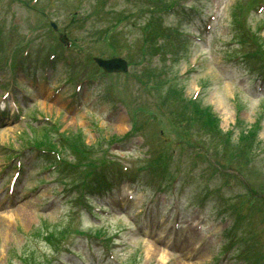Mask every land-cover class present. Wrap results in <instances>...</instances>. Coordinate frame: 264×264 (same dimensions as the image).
Instances as JSON below:
<instances>
[{"label":"rangeland","instance_id":"rangeland-1","mask_svg":"<svg viewBox=\"0 0 264 264\" xmlns=\"http://www.w3.org/2000/svg\"><path fill=\"white\" fill-rule=\"evenodd\" d=\"M21 1L24 4L14 2L9 6L8 0H0V29L7 38L17 33L16 28L13 29L14 33L8 30V23L18 25L25 31L33 25V14L39 22L38 15L26 7L27 2L29 6L33 5L40 10L47 5V0ZM235 1L182 0V10L163 17L164 26L172 35L159 39L157 44L163 47L164 55L173 52V48L175 51L171 56L154 58L151 67L158 70L169 68L178 79L172 82L182 89L183 95L198 99L201 106L210 105L219 117L220 128L224 132L233 130V137L239 130L236 126L237 119L243 120L246 126L259 119V147L255 148L251 163L245 167H239L238 164L235 168L230 166V169L224 170L226 173L222 176L215 174L210 169L211 160L214 161L215 157L211 148L207 150L208 143L211 144L208 138L196 134L195 129H191L189 136H185L180 129L182 125H178L174 132L168 133V130H164V134H168L160 142L170 150L174 148V155L176 148L173 146L181 138L185 143L190 142L198 147L194 150L188 149L187 158L181 157L179 164L185 166L183 173L186 175L172 181L156 176L157 170H144V164L140 161L146 157L147 146L139 137H127L126 141L105 144L109 142L107 139L122 137L129 131V120L122 106L115 103L110 107L99 100L97 95H93L87 96V105L77 111L74 105L68 104L72 98L77 97H68L69 90L52 95L50 89L64 83L65 80L60 83L59 81L67 78L61 62L56 61L57 68L49 83L51 88L36 92L37 95L33 96L36 104L28 106V113L38 119L47 118L55 122L58 132L68 137L80 133L86 144H93L101 150V156L104 150L107 158H115L114 163L118 162L127 169L121 171L119 167V170H113L104 178L102 190L97 191V195L90 200L91 208L98 207L101 210L90 217L82 207L74 206L70 200L74 196L72 193L63 191L64 186L68 185L67 182L58 181L55 173L42 168L46 163L44 157H38L33 150L22 151V143L26 141V137L21 133L28 132L26 121L30 117L27 118L26 115L25 119L21 117L23 120H18L15 116L5 115L4 125L0 127V169L8 166L3 161L8 159L9 154H18L21 156L22 174L13 195H9L4 183L0 182V264H6L8 259H11L12 264H32L33 254L37 256V260L44 259V264H228L223 254L215 258L219 246L224 242L228 246L230 241H236L237 234L246 235L251 229V221L261 216V212L256 210V215L251 218L247 209H244L240 214L243 220L238 222L240 231L235 228L224 232L232 220L228 208L248 202L249 199L248 196L242 197L247 190L245 191L246 188L238 181L235 173L244 175L246 182L253 187H264V101H261L264 97V82L258 80L256 84L257 87L262 85L263 90L255 89L256 82L252 83V79L256 74L252 75L248 66L233 59L236 46L231 41L235 30L230 24V5ZM60 2H63L57 7L60 12L55 14L60 26L67 27L72 38L80 39L79 44L83 41V52L78 56L73 55L76 60L81 62L89 56L111 55L114 49L98 36L99 27L84 19L88 15V11L84 9L86 6L80 8L85 4L84 0ZM131 6L125 5L124 0H109V3H104L103 11L114 16L115 13H120L119 10ZM188 6L192 8L189 9ZM212 10H215V18L211 22V34L207 44L196 43L184 35L181 37V34L173 35V31L179 32L180 25L183 24V33L196 32V35L202 36L203 25H198V21L206 19ZM191 15V20L187 22L185 18H190ZM260 20L264 21V10L256 15L251 12L249 21L252 27L263 25ZM124 31L127 40H139L141 36V31L133 26L126 27ZM260 35L264 40V27ZM115 44L118 47L124 45ZM182 48L186 51L185 57L179 58L177 63L171 62L179 57L177 52L181 53ZM37 58L34 56L38 61ZM32 61L33 66L37 64V61ZM39 64L41 67L42 63ZM29 65L28 61L18 59L11 72L17 73L18 66L26 68ZM141 68L135 67L132 70L131 67L127 72L129 75H117L107 79V82L112 83L114 90L124 92L126 97H135L140 104L154 108L158 104L157 100L139 86L136 89L138 84L134 75H139ZM8 73L10 71H6L5 75H10ZM182 74L184 77H180ZM29 82L27 79L26 83ZM22 106L23 111H27L24 110L25 104ZM170 106L174 107V103H170ZM162 111L168 113L169 108H162ZM164 121L168 122L165 118ZM153 131L159 132L157 124L149 134ZM193 138L197 140H192ZM154 145H159V141ZM200 148L202 151L198 153ZM205 149L211 154H205ZM183 153L186 154L184 151ZM191 158L198 163L196 168L191 164ZM173 162L174 160L170 161L167 167L171 176L180 168L177 169V164ZM134 164L139 165L133 169ZM138 167L143 170H137ZM10 172L9 169V175ZM81 190L89 197L87 188L79 186L77 192ZM118 193L128 201L126 205L119 206L116 196ZM129 195L131 200L127 198ZM153 222L158 226L155 227ZM258 229L260 234L257 241L261 245L260 251L264 252V222ZM78 230L91 237L79 236L81 234L76 233ZM63 231L65 234L60 237L58 233ZM51 232L54 233L51 239L53 244L41 237ZM96 240L100 241L97 246ZM105 244L111 250L108 256H105ZM188 253L190 258L187 257ZM21 258L25 262H21Z\"/></svg>","mask_w":264,"mask_h":264},{"label":"trees","instance_id":"trees-1","mask_svg":"<svg viewBox=\"0 0 264 264\" xmlns=\"http://www.w3.org/2000/svg\"><path fill=\"white\" fill-rule=\"evenodd\" d=\"M203 113H204L203 117L206 119V124H208V126L211 127V128H216L217 127V121H218L217 118L209 111H205ZM251 134H252V132H248V134H242L241 135V140L246 141L245 139H247L249 136H251ZM67 141L68 142H72V141H69V140H67ZM72 144H73V142H72ZM79 145L80 144L78 142H77V144L74 143L73 146L76 147V151H79V147H78ZM53 149L54 148H52L51 151H54Z\"/></svg>","mask_w":264,"mask_h":264}]
</instances>
